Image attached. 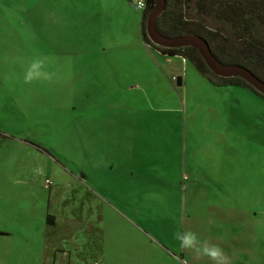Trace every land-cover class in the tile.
I'll return each instance as SVG.
<instances>
[{
    "label": "rangeland",
    "instance_id": "374dc122",
    "mask_svg": "<svg viewBox=\"0 0 264 264\" xmlns=\"http://www.w3.org/2000/svg\"><path fill=\"white\" fill-rule=\"evenodd\" d=\"M97 13L0 0V264H211L180 247L186 229L229 264H264V98L171 57L176 86L143 11ZM133 69L155 85L112 83Z\"/></svg>",
    "mask_w": 264,
    "mask_h": 264
},
{
    "label": "trees",
    "instance_id": "16d2710c",
    "mask_svg": "<svg viewBox=\"0 0 264 264\" xmlns=\"http://www.w3.org/2000/svg\"><path fill=\"white\" fill-rule=\"evenodd\" d=\"M165 2V10L156 21V29L161 35L171 38L200 36L206 40L219 62L243 66L264 82V0ZM152 5L153 0H148L147 8L143 11L142 37L145 46L162 55L190 62L213 86L240 87L260 95L240 78L225 79L215 76L196 50L190 47L164 49L153 45L145 32L146 17ZM47 221H51L50 216H47Z\"/></svg>",
    "mask_w": 264,
    "mask_h": 264
},
{
    "label": "water",
    "instance_id": "95a60500",
    "mask_svg": "<svg viewBox=\"0 0 264 264\" xmlns=\"http://www.w3.org/2000/svg\"><path fill=\"white\" fill-rule=\"evenodd\" d=\"M165 0H153L145 21V32L148 40L155 46L164 49H179L190 47L199 54L207 68L221 78H240L254 91L264 97V82L257 78L250 70L239 65H229L219 62L212 53L210 46L200 36L185 35L180 37H165L156 29V21L165 10ZM176 86H181V78L176 79Z\"/></svg>",
    "mask_w": 264,
    "mask_h": 264
},
{
    "label": "crops",
    "instance_id": "0c3cea01",
    "mask_svg": "<svg viewBox=\"0 0 264 264\" xmlns=\"http://www.w3.org/2000/svg\"><path fill=\"white\" fill-rule=\"evenodd\" d=\"M83 2L85 4V6L87 7V11L92 14L91 16L100 17V16L97 15L98 11L101 12V13H104L105 17H107L109 15L108 13H110V15H111V19L109 21L110 23H114L115 21H117L118 18H120L122 16L123 9H125V7H128V8L131 7L127 0H83ZM65 11H66V13L68 12V10H65ZM68 17H70V16H68ZM70 18L71 19L75 18V12L72 13ZM142 23H143V15H142V20H141V34H142ZM134 26L135 25H131L129 27V29L132 30ZM142 42H143V37H142ZM142 50H143V53L146 55V57L149 60L154 61L152 59V57L150 56L148 50H146V48L144 47V45H143ZM159 54H161V53H159ZM155 57H157V58L162 57V58L166 59L165 60V64L168 65L169 67L172 65V63L170 61L171 57H168V56H165V55H162V54L160 56H155ZM144 62H145V60H144ZM185 63H186V61H185ZM172 66L175 67L174 65H172ZM155 67H157V66H155ZM178 68H179L178 66L175 67L174 74H175L176 77L172 76V80L173 81H175V79L180 77V76H178V75H180V69H178ZM185 70H186V73H185L184 77L187 76V69H185ZM148 71L149 70L144 71L142 69H133L131 71H128L126 76H122L120 82L119 81H112V83L117 84V85L120 86V85L125 84L128 81H135V80L139 81L137 79L145 78V79H149L148 81H149V84L151 86H154L157 80L154 79V78L150 79L151 77L148 74ZM165 71L166 70L163 69V73ZM124 72H126V71H124ZM180 78H181V85H182V77H180ZM202 78H204V77L202 76ZM205 81L209 85H211L206 79H205ZM103 84H104V82H103ZM211 86L212 87H216V86H213V85H211ZM168 88L170 89V87H168ZM216 88L224 89V88H227V87H216ZM157 93H159V91L158 92L153 91V92H151V95L154 96ZM126 152L128 153L129 151L126 150ZM131 153H133V150L131 151ZM126 156L128 157V154ZM126 156H124V157H126ZM114 168H115V171L116 170L117 171L121 170L124 173V177L122 179H126L127 177H132L133 176L132 165H129L128 158H127V160H123L121 162H119L118 160H115ZM126 180H128V179H126ZM82 181H83V179L81 178L80 182H82ZM49 183L51 184V181H49ZM88 191L91 192V193H94L90 188L86 189V192H88ZM47 216L51 217V221H49V222L47 221ZM46 224H48V225H54L55 224V218L52 215L48 214V213L46 215Z\"/></svg>",
    "mask_w": 264,
    "mask_h": 264
},
{
    "label": "clouds",
    "instance_id": "9594fccd",
    "mask_svg": "<svg viewBox=\"0 0 264 264\" xmlns=\"http://www.w3.org/2000/svg\"><path fill=\"white\" fill-rule=\"evenodd\" d=\"M43 64L40 61L34 62L31 66L32 69L42 67ZM43 77L45 80H51V74L46 72H33L29 70L25 77L26 82H30L32 79H38ZM175 238L179 241L180 247L184 250L190 251L196 258H206L211 264H229L228 257L224 250L217 244L211 243L208 240H201L197 234L190 230H184L177 232Z\"/></svg>",
    "mask_w": 264,
    "mask_h": 264
},
{
    "label": "built area",
    "instance_id": "2783aa9c",
    "mask_svg": "<svg viewBox=\"0 0 264 264\" xmlns=\"http://www.w3.org/2000/svg\"><path fill=\"white\" fill-rule=\"evenodd\" d=\"M135 11H144L147 8L148 0H127ZM48 183V181H46Z\"/></svg>",
    "mask_w": 264,
    "mask_h": 264
}]
</instances>
